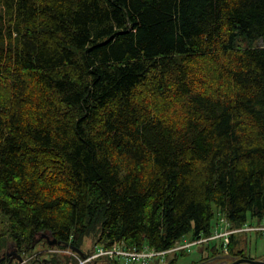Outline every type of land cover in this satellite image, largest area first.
Here are the masks:
<instances>
[{"label":"trees","instance_id":"obj_1","mask_svg":"<svg viewBox=\"0 0 264 264\" xmlns=\"http://www.w3.org/2000/svg\"><path fill=\"white\" fill-rule=\"evenodd\" d=\"M263 215L264 0H0V258Z\"/></svg>","mask_w":264,"mask_h":264},{"label":"flooded vegetation","instance_id":"obj_2","mask_svg":"<svg viewBox=\"0 0 264 264\" xmlns=\"http://www.w3.org/2000/svg\"><path fill=\"white\" fill-rule=\"evenodd\" d=\"M37 240V243L48 248L54 238L44 232ZM214 241L193 243L188 248L179 249L173 255H168L169 258L167 257L164 264H170V259L175 255L179 256L172 264H264V235L260 233L237 234L226 245L216 244ZM53 257L51 255L49 258L38 259L37 263L48 261Z\"/></svg>","mask_w":264,"mask_h":264},{"label":"built area","instance_id":"obj_3","mask_svg":"<svg viewBox=\"0 0 264 264\" xmlns=\"http://www.w3.org/2000/svg\"><path fill=\"white\" fill-rule=\"evenodd\" d=\"M247 232H255L264 235V215L261 220L248 221L242 226L233 227L232 224L224 217L218 218L217 226L211 236L200 237L195 240H189L184 237L182 241H178L176 245L165 251H156L145 247L139 250L138 248H127L122 242H115L110 247L99 246L96 252H93L90 257L95 259L97 257H103L105 259L117 260L121 264H153L154 262H164L168 255H172L179 249L188 248L193 243H203L213 240H219L220 244H228L232 237Z\"/></svg>","mask_w":264,"mask_h":264},{"label":"rangeland","instance_id":"obj_4","mask_svg":"<svg viewBox=\"0 0 264 264\" xmlns=\"http://www.w3.org/2000/svg\"><path fill=\"white\" fill-rule=\"evenodd\" d=\"M190 236L191 235H189V237ZM189 237L187 238L190 240ZM39 238H40V235H38L37 239ZM95 241L96 240L93 236L86 237L81 246L82 251L90 252L91 254L93 252H96L99 246H96ZM214 242L216 244L220 243L219 240H215ZM8 253H10V255H8ZM173 254L174 253H172V255ZM17 255H21L23 258V261H20L17 258ZM51 255L57 257L59 260L62 261L63 264H74L75 259H77L76 264H109L108 260L103 257H97L95 259H91L90 257H88L89 255L82 257L77 252L72 250L69 246L65 245V247H63L62 244H57L55 246L51 245L47 248V247H44L43 244L41 243L40 244L36 243L33 246L31 251L25 252V253L23 252L22 254L17 251L16 247L11 246L9 249L6 250L4 254H2V257L5 256V259H6L8 256L10 258V262H14V264L16 262H18L19 264H29V263L38 264L37 263L39 261L38 259L49 258L51 257ZM186 259L188 260V257H186ZM154 263H160V262L156 261ZM161 264H164V262H161Z\"/></svg>","mask_w":264,"mask_h":264},{"label":"water","instance_id":"obj_5","mask_svg":"<svg viewBox=\"0 0 264 264\" xmlns=\"http://www.w3.org/2000/svg\"><path fill=\"white\" fill-rule=\"evenodd\" d=\"M38 242V240L36 241V243ZM57 244H62L61 241H58L57 239H54L53 241L50 242V245H57ZM66 246H69L72 250H74L75 252H77L80 256L84 257L85 256V253L84 251H82V249L76 247V246H73L71 245L70 243L66 242L65 243ZM8 255H10V253H8ZM17 258L20 260V261H23V258L21 255H17ZM5 259V256L1 257L0 258V261H3Z\"/></svg>","mask_w":264,"mask_h":264}]
</instances>
